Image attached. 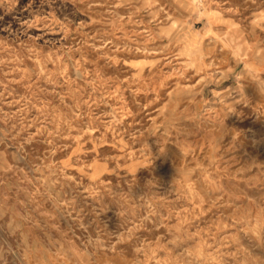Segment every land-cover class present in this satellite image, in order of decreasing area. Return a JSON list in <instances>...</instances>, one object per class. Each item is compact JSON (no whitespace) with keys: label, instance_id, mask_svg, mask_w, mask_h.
I'll list each match as a JSON object with an SVG mask.
<instances>
[{"label":"clouds","instance_id":"obj_1","mask_svg":"<svg viewBox=\"0 0 264 264\" xmlns=\"http://www.w3.org/2000/svg\"><path fill=\"white\" fill-rule=\"evenodd\" d=\"M0 264H264V0H0Z\"/></svg>","mask_w":264,"mask_h":264},{"label":"rangeland","instance_id":"obj_2","mask_svg":"<svg viewBox=\"0 0 264 264\" xmlns=\"http://www.w3.org/2000/svg\"><path fill=\"white\" fill-rule=\"evenodd\" d=\"M165 172H167V169H165Z\"/></svg>","mask_w":264,"mask_h":264}]
</instances>
